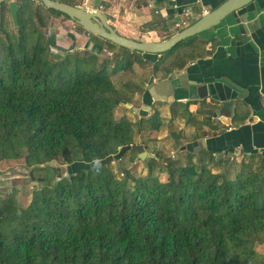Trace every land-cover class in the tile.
<instances>
[{
	"label": "trees",
	"instance_id": "obj_1",
	"mask_svg": "<svg viewBox=\"0 0 264 264\" xmlns=\"http://www.w3.org/2000/svg\"><path fill=\"white\" fill-rule=\"evenodd\" d=\"M35 1L44 8L16 0L14 32L0 13V163L24 161L34 177L62 160L70 176L46 180L25 208L16 193L0 199V264H264L256 249L264 243V158L235 165L192 149L186 164L178 156L167 164L164 182L154 175L156 159L145 162L147 176L119 178L112 164L136 152V134L163 128L159 113L140 120L138 131L115 118L128 102L113 76L145 65L142 53L118 57L126 64L112 77L96 54H54L43 31L49 17L71 19L44 14ZM54 1L82 8L84 0ZM195 40L162 54L155 70L182 47L187 60L180 55L165 70L200 57Z\"/></svg>",
	"mask_w": 264,
	"mask_h": 264
},
{
	"label": "crops",
	"instance_id": "obj_2",
	"mask_svg": "<svg viewBox=\"0 0 264 264\" xmlns=\"http://www.w3.org/2000/svg\"><path fill=\"white\" fill-rule=\"evenodd\" d=\"M226 1L100 0L93 5L104 6L101 13L121 36L139 42H162L182 30L178 25L185 19L186 11L191 13L190 25ZM207 32L210 33L199 39L200 57L185 66L165 70L162 65L155 70L162 56L142 54L139 58L146 64L135 63L131 70L140 72L133 79L134 89L126 99L127 105L139 117L147 113L149 118L169 108L174 117L182 118L194 133L183 146L186 150L180 149L187 156L188 151L194 152L204 141L201 151L194 154L210 153L223 159L234 155L243 159L254 155L264 158V0H255ZM83 37L76 34L74 38L84 41L81 44L87 49L92 47L90 50L96 55H110L105 47ZM168 71L172 72L166 76ZM173 74L176 79L172 86L164 84L166 87L162 88L160 83L169 81ZM151 85H158L164 94L175 87L176 93L170 98L158 93L153 96L149 91ZM146 106H151V110ZM186 106L188 112L183 118Z\"/></svg>",
	"mask_w": 264,
	"mask_h": 264
},
{
	"label": "rangeland",
	"instance_id": "obj_3",
	"mask_svg": "<svg viewBox=\"0 0 264 264\" xmlns=\"http://www.w3.org/2000/svg\"><path fill=\"white\" fill-rule=\"evenodd\" d=\"M76 2L78 4H81V0H76ZM34 3L35 6H40L42 12L46 14L47 11L45 7V9L42 8V5L36 1ZM9 4L10 2L1 4L0 13L1 11L5 12V29L14 32L16 31V26L14 25V21L8 7ZM49 18V25L47 29L43 31L46 38L50 41V48L54 54L66 55L67 52H69L72 55L80 53V55L83 56L85 55L86 51H88V53L90 54H95L94 50H90L92 49V47L90 49H87L88 47L82 46L81 43H85L84 41H77L78 39L75 40L74 37H76V34H79L78 32L80 27L77 23L62 16H50ZM208 33L210 32L202 33L196 37L195 44L199 45V49L197 50L198 53H201V41L199 39L205 37L206 35H208ZM2 35L3 33H1V36ZM80 36H82V38H84L83 36H87L86 38L88 40L90 39L92 43L97 44L100 47V44L103 43L102 47H105L104 49L107 50L110 55L108 53H105L106 55H108L104 56L100 54L97 56L99 58V65L101 64L105 66L107 68L108 74L113 71L116 65L122 67L124 66L125 62L123 63L119 60L116 61V59L122 55H129L130 51L125 50L124 52V49L121 50L120 48L108 46L103 41L86 34H80ZM58 39L59 43L57 44ZM95 41H97V43ZM190 52L191 51L188 47L180 48L179 50H177L174 56L167 58L165 65H175L180 55L185 56L184 58L187 60L186 57L189 56L188 54ZM139 72L140 71H131L124 73V71H121L119 76H113V81L116 84L115 87L120 92V100L123 101L126 100L127 97H129L130 93L134 89L133 79H136V77H138ZM126 83L128 84L125 86ZM166 109L167 110L162 111L157 110L158 112H160L159 114L161 115V120L163 123V128L160 132L151 131L148 129L149 127L145 125L143 127L142 133L136 134L135 146L143 145L145 147V151L149 155L153 156V158H147L145 161H142L138 158V151H131L128 153V156L125 159L120 161L121 168L125 171H128L132 178L147 176L148 169L145 166V162L148 159H156L155 161H157V164H155L154 175L156 177H159L163 182L167 178V175L165 173L166 166L172 159L178 156L183 164H186L188 162L187 153L182 152L180 149L181 147L185 146L187 142H190L192 140L194 133L191 129L188 130L187 125L182 118L178 117V115L177 117H174L173 112L171 110H168L169 108ZM182 112L183 108L178 110L179 115ZM141 116L142 117L135 115L131 107H129L127 104L124 105L123 103L120 104L115 110L116 120H120L122 118L128 119L135 125V129L137 131L139 129L136 126L137 123L140 120L146 118L144 115ZM224 160L225 162H227L228 160L229 163L234 162L236 163L235 165H239L244 159L241 156L237 157L234 155L233 158L225 157ZM116 162L117 161L113 162L112 168L115 174L119 178H122L123 175L116 168ZM48 167H50L49 170L47 167L40 168L42 170V173L36 174L32 178L31 169L27 168L24 165V161H5L3 163H0V199H5L9 194L16 193V199L19 206H21L22 208L28 207V205L32 201L34 192L45 186L46 180H48L49 178L51 180V183H56V181L63 179L61 170L63 167L69 168L70 165L63 164L61 160L52 162ZM224 167H226V164L224 165ZM83 168L84 170H86L85 167ZM235 169H238V167H236ZM69 176L70 174L67 173L65 177L68 178ZM256 249L259 253L264 255V243L257 244Z\"/></svg>",
	"mask_w": 264,
	"mask_h": 264
},
{
	"label": "water",
	"instance_id": "obj_4",
	"mask_svg": "<svg viewBox=\"0 0 264 264\" xmlns=\"http://www.w3.org/2000/svg\"><path fill=\"white\" fill-rule=\"evenodd\" d=\"M44 7L48 10H55L66 16H68L73 22L77 23L78 26L82 27L88 33L108 41L119 48L126 49L132 53L139 52L146 55H162L170 52L176 46H178L183 41L197 37L198 35L205 33L216 26L220 25L227 17L237 12L238 10L248 6L255 0H227L225 3L220 5L217 9L212 12L206 13L201 19L193 23L192 25L181 30L179 33L175 34L171 38L162 42H139L124 36H121L117 31L109 24L107 17L99 12H90L84 8L75 7L66 3L57 2L54 0H38ZM10 2V13L15 25H18V6L16 0H0V5L3 3ZM1 15H0V26H1ZM176 79V75L170 76L169 81L162 82L160 85L163 88L164 84H169L172 86V81ZM158 85H151L150 94L156 95V93L162 95L164 98H170L176 93L175 87H171L170 93L164 94L160 92L157 88ZM166 87V86H165ZM164 87V88H165ZM157 91V92H156ZM132 108V107H131ZM147 109L151 110V106H146ZM138 110L139 109H135ZM204 141L199 143L198 148L194 150V153L198 154L203 147ZM133 149L139 152L138 158L145 161L147 158H153L149 155L143 145L133 146ZM186 150V147L182 148V151ZM117 170L128 178V175L124 169L121 168V162H116ZM62 178H64L67 173H69L68 167L62 168ZM33 178V174L31 175Z\"/></svg>",
	"mask_w": 264,
	"mask_h": 264
},
{
	"label": "built area",
	"instance_id": "obj_5",
	"mask_svg": "<svg viewBox=\"0 0 264 264\" xmlns=\"http://www.w3.org/2000/svg\"><path fill=\"white\" fill-rule=\"evenodd\" d=\"M96 1H100V0H84L83 1L84 9L90 12H99V13L104 11V6L101 3H98L97 7L93 5ZM190 18H191V13L186 11L185 19L182 21L181 24L178 25V27L181 29H185L186 27H188Z\"/></svg>",
	"mask_w": 264,
	"mask_h": 264
},
{
	"label": "flooded vegetation",
	"instance_id": "obj_6",
	"mask_svg": "<svg viewBox=\"0 0 264 264\" xmlns=\"http://www.w3.org/2000/svg\"><path fill=\"white\" fill-rule=\"evenodd\" d=\"M7 3H9V2H7Z\"/></svg>",
	"mask_w": 264,
	"mask_h": 264
}]
</instances>
